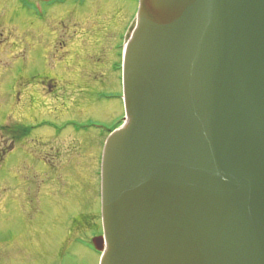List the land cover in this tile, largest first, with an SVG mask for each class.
Masks as SVG:
<instances>
[{
	"label": "water",
	"instance_id": "95a60500",
	"mask_svg": "<svg viewBox=\"0 0 264 264\" xmlns=\"http://www.w3.org/2000/svg\"><path fill=\"white\" fill-rule=\"evenodd\" d=\"M137 10L102 264H264V0H139L132 24Z\"/></svg>",
	"mask_w": 264,
	"mask_h": 264
},
{
	"label": "rangeland",
	"instance_id": "374dc122",
	"mask_svg": "<svg viewBox=\"0 0 264 264\" xmlns=\"http://www.w3.org/2000/svg\"><path fill=\"white\" fill-rule=\"evenodd\" d=\"M33 1L0 0V190L18 178L23 193L0 215V237L20 232L16 249L30 237L39 253L76 204L98 217L99 152L119 113L122 35L137 0Z\"/></svg>",
	"mask_w": 264,
	"mask_h": 264
},
{
	"label": "flooded vegetation",
	"instance_id": "af4514ba",
	"mask_svg": "<svg viewBox=\"0 0 264 264\" xmlns=\"http://www.w3.org/2000/svg\"><path fill=\"white\" fill-rule=\"evenodd\" d=\"M51 81H53V79ZM9 138L12 139V142L15 144L21 137ZM24 142L25 141H23V143ZM13 152L14 149L4 151L5 159L8 160L9 155ZM4 170L8 171L9 168ZM31 174L33 175V173ZM5 176H7V174ZM18 185L19 181L17 178L16 183L13 186L11 185L13 191L9 190L11 186L0 190L1 201H3L0 207V215L10 213L17 202L18 195L23 194L18 193ZM3 191L4 193H2ZM31 192H33V190H31ZM32 196L33 194H29V197ZM8 207H10V209H8ZM25 212H27V210H25ZM56 213L58 212L54 214ZM93 214L94 217L90 208L86 209V206L81 204H76L75 207L70 209L69 215L66 217V221L63 224V229L66 231L64 230V232H62L63 229L58 226H56L54 230L51 228L49 229L51 236L48 240L51 239L55 243V247L50 251L38 248L39 253H37L35 247H33V249L30 248L33 245L30 237L28 238L29 243H27L26 248L16 249L15 246L17 245V238L20 237V232L14 233L9 240H5V237H0V264H99L100 254L96 251L93 244L94 240L102 235V226L101 223H99L101 214L99 212L100 216L98 214V217L95 213ZM24 218L27 224L31 223L30 227H27V229H31V225L33 229V221H31L33 218H27V214Z\"/></svg>",
	"mask_w": 264,
	"mask_h": 264
},
{
	"label": "trees",
	"instance_id": "16d2710c",
	"mask_svg": "<svg viewBox=\"0 0 264 264\" xmlns=\"http://www.w3.org/2000/svg\"><path fill=\"white\" fill-rule=\"evenodd\" d=\"M22 4H27L28 0H20Z\"/></svg>",
	"mask_w": 264,
	"mask_h": 264
}]
</instances>
